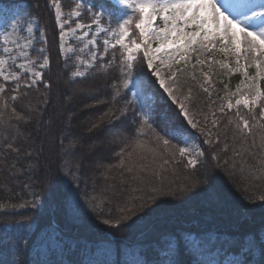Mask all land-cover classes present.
<instances>
[{"label":"trees","instance_id":"trees-1","mask_svg":"<svg viewBox=\"0 0 264 264\" xmlns=\"http://www.w3.org/2000/svg\"><path fill=\"white\" fill-rule=\"evenodd\" d=\"M100 1L106 4L102 0L98 4ZM5 2L19 3L38 17L50 66L43 73V82L34 86L24 87L21 83L19 91L12 92L14 84L7 83L0 100V264H212L193 251L188 239L192 234L208 246L216 242L210 241L212 235L214 240L223 238L222 247L238 235L235 240H248L244 261L249 249L259 250L253 261L257 264L259 238L240 234L247 231L257 235L264 228V171H255L260 168L258 145L264 128H256L254 137H245L247 145L254 138L257 143V148L248 151L242 147L234 123H229L230 119L236 120V108L216 113L213 120L216 125L212 121L209 131H195L185 123L176 104L167 98L146 65L142 69L137 65V69L150 82L145 89L157 113L151 129L147 125L141 128L139 119L132 126L125 121L126 114H121L126 109L127 96L116 95L113 78L102 68L91 69L82 78L69 76L73 65L59 53L58 30L48 0ZM44 82L50 86L45 88ZM66 84L95 89L102 85L109 94H99L100 104L92 107L86 106V97L80 99L77 105L69 106V110L78 111L77 116L68 117L64 116L66 105L60 96ZM261 86L264 90V81ZM12 95H17V100L12 101ZM35 97L39 99L35 106L39 113L37 130L35 123L28 120L30 100ZM238 107L241 115L249 118L247 109L243 105ZM13 108L22 119H15ZM255 113L259 119V108ZM87 115H93L89 127L80 122V117ZM102 116H106L103 123L99 120ZM166 121L196 135L205 156L195 169L185 167L186 162L178 154L173 157L179 143L163 130ZM121 123H128L123 131L127 137L119 147L110 145L103 150L106 170L86 172L93 155L84 156L85 142L101 136L108 128H119ZM157 135L171 141L167 151ZM6 140L20 149L19 154L7 147ZM137 144L156 149L155 158L151 153L141 152ZM27 152H31L30 157ZM129 153L134 155L129 157ZM121 159L126 164L149 165L140 173L143 183L133 181V173L119 167ZM163 159L169 163L162 165ZM65 160L69 161L71 175L60 171L62 167L67 170ZM13 163L15 168L9 166ZM156 183L164 186L165 194L171 187H177L160 205L153 198L148 199L146 192L149 184ZM240 218H244V230L238 226ZM105 220L109 223H104ZM117 221L119 224L114 227ZM49 238L54 243L45 246ZM228 250L237 248L228 247L224 252Z\"/></svg>","mask_w":264,"mask_h":264},{"label":"snow or ice","instance_id":"snow-or-ice-1","mask_svg":"<svg viewBox=\"0 0 264 264\" xmlns=\"http://www.w3.org/2000/svg\"><path fill=\"white\" fill-rule=\"evenodd\" d=\"M49 4L53 6L55 13V21L57 28L60 29L59 39L64 40L65 26L70 23L68 19H63L62 4L60 0H48ZM116 3L122 6L123 9L131 10L132 14L124 13V15L115 20V27H104V20L102 13H92L91 23L82 24L77 22L75 28L80 29L84 27H96L97 31L93 35L107 34L112 39H104V54H107L111 48L113 50H120L119 56V71L121 73V83L119 87L115 84L116 95H120L121 88L128 89L133 82V72L140 65L142 69L146 64L147 69L151 75L155 77V82L159 87L168 94L173 103H178L176 98L172 95L173 88L161 73L155 69L154 62L159 60L161 64H167L169 67L173 63L179 65L182 61H189L192 54H197L196 63L203 65L205 61L199 58L200 53H208L213 50L225 54L226 56L235 57L236 67L229 68L225 62L217 61L222 68H228L229 72L243 73L244 79L241 81L242 88H237L236 92H229V97H238L235 103L229 101L225 106H222L220 111L227 107L228 110L237 109L235 116L236 120H229V123H234L235 130L240 134L242 140V147L245 151L251 148H257L255 138L251 145H247L246 136H255L256 128H264V90L261 89L260 82L264 81V0H116ZM82 4L76 3L74 9L70 12L73 18L81 17L79 9ZM89 11H91L89 9ZM157 21H161L163 26H159ZM0 100L3 99V94L6 92V84L14 82L15 87L11 89L12 92H18L21 88V72L27 74V79L24 80V87H31L37 82H43V69L50 66V58L48 55H43V62L38 63L37 60L31 58L29 49L33 45L32 25L29 24L27 31L28 36L22 35L20 21L12 19L10 22L4 20L0 23ZM43 39V34H41ZM114 41V42H113ZM218 42V43H217ZM46 43V41H45ZM155 43V47L153 44ZM97 41L95 38L88 41L84 48L89 46L95 48ZM219 44V47H218ZM61 55L64 54V44L59 45ZM41 54L44 53V48L38 50ZM69 52L73 51L71 48ZM83 52V48L80 49ZM142 53V57L138 56ZM162 54V55H161ZM90 59H82L77 57L80 64L85 68V71H76L73 76H84L87 69L95 66L98 53L92 51L89 53ZM162 56L164 58H162ZM104 55H100L103 59ZM117 59L115 52L113 59L108 61L111 65ZM20 62H17V61ZM242 61H244L242 63ZM11 62V63H10ZM209 62L211 59L209 58ZM38 68L40 70H37ZM187 64H185V67ZM255 67L256 73L254 76L248 74L247 69ZM18 69L19 71L13 70ZM181 69H177L180 71ZM142 71L136 78L135 87H137V95L139 91L149 86V81L142 78ZM175 73L168 77L169 81L174 80ZM50 85L44 82V87L48 88ZM228 85L225 84L227 89ZM204 91H208L207 88ZM26 95V93H25ZM17 95H12V101L17 100ZM258 102H260L258 104ZM240 105L247 109L249 118L241 115L239 111ZM7 105H5L6 107ZM259 108V119L255 113V109ZM121 114H126V109L121 110ZM179 114L182 115L191 127L196 128V123L189 117V113L184 103H179ZM2 115V113H0ZM12 115L15 119L20 120L22 117L16 113L13 108ZM140 120L141 128L145 125L152 128L150 117L147 113H141ZM253 121L254 123H250ZM216 121H213V126ZM95 127V126H94ZM143 135V132L140 133ZM162 138L157 135V140ZM205 143L211 141L205 140ZM7 143V140H6ZM63 143V142H62ZM164 151H167L171 145L169 139H162ZM7 147L19 154L20 149L13 146L12 143H7ZM141 152L151 153L155 158L156 149L149 148L144 144H137L136 146ZM227 147V146H226ZM72 150L75 149V144H71ZM261 154L260 168L255 169L257 173L264 171V136H260L258 145ZM178 153L181 158L186 160L185 167L195 169L201 162L200 158L205 156V152L200 150L196 145H187L176 148L172 155L173 157ZM31 156V152L26 153ZM129 157L134 153H129ZM240 155V153H237ZM144 157H141L143 159ZM213 159L216 157L213 156ZM154 162V161H153ZM168 159H163L161 164L167 165ZM67 167H62L61 172L66 175H71V166L69 161H63ZM12 168L16 164L9 165ZM119 167L124 168L127 172L133 173L131 179L143 183V177L140 173L144 172L149 165L146 164H126L124 159H121ZM154 175L159 176L158 172H153ZM27 187V185H26ZM152 192L159 191L154 184H149ZM143 191V190H142ZM141 199L144 198L142 194ZM151 199L152 197L149 196ZM23 206H28L27 204ZM125 211V209H121ZM127 218V217H125ZM104 223H109L105 220ZM117 224L113 226H118ZM260 261L257 264H264V239L260 241ZM251 251L249 249V256L243 262L238 264H252Z\"/></svg>","mask_w":264,"mask_h":264},{"label":"rangeland","instance_id":"rangeland-1","mask_svg":"<svg viewBox=\"0 0 264 264\" xmlns=\"http://www.w3.org/2000/svg\"><path fill=\"white\" fill-rule=\"evenodd\" d=\"M5 1L6 0H0V23H3L4 20H8L10 22L12 19H18L20 21V27L22 30V35L24 37L28 36L27 31L24 30H26L29 24L31 23L33 28L32 31L33 45L28 51L30 53L31 58L37 60L38 63H42L43 55H46V51H44V53L41 54L38 50L40 48H44L45 50V46H44L45 38L44 35H43V39L41 38V34H43V32L39 25L38 17L24 10L19 3L8 4ZM102 1H105L106 4L102 3L101 1L98 4V0H60V3L62 4V13H63L62 20L68 19L70 23L65 26L64 29L65 37L63 41L59 39L60 29L57 28L58 50L60 53L59 45L63 43L64 54L61 55L60 53V55L62 59H69L71 65H73L71 73L69 74V76H71L72 78H82L85 76V75L79 77L73 76V73L78 70L82 72L85 71L84 66L79 63L77 57L87 60L90 59L89 53L92 51H96L98 53V56H97V61L95 62V66L90 69H87V73L91 69L102 68L107 76L113 78L112 86L115 84L117 87H119L118 84L120 85L121 83V73L119 71L120 50L118 47L115 50L110 48L107 54H104L103 41L106 38L111 40L112 37L103 33L94 36L93 34L96 33L97 31L95 26L91 28L88 27H84L80 29L75 28V24L77 22L85 25L90 24L92 13H102L104 20L103 26L104 27L111 26L113 28L115 27V20L122 17L124 13L132 14L131 10L123 9L122 6L116 3V0H102ZM76 3L82 4V7L79 9L82 15L81 17L73 18L70 16V12L74 9ZM49 5L51 7L54 22L56 24L53 6L51 4ZM89 9L91 11H89ZM157 24L161 27L163 26L161 21H157ZM2 30L3 29H0V31ZM93 38H95L97 41L96 47L93 48L89 46L88 48H84V45L88 44V41ZM155 46L156 45L154 43L153 47ZM70 48L73 51L69 52L68 50ZM82 48H83V52L80 51V49ZM114 52L117 59L111 65H109L108 61L113 59ZM100 55H104V58L100 59ZM140 57H142V53L138 56V59ZM162 58L164 57L162 56ZM199 58L205 61L203 65H199L196 63L197 54L194 53L191 55V59L189 61H182L179 65L173 63L171 67H169L167 64H161L159 60H156L154 62V66L155 69L158 70L161 73V75L165 78L166 82H168L170 86L173 88L172 95L178 101V103H174V104H176L177 108L179 109V103H184L185 107L188 110L189 117L193 120L194 123H196L197 127L196 128L191 127V125H189L187 123V120H185V118L183 117L185 123L190 128L195 129V131L203 130L207 132L210 129V124L214 120V115L220 111L221 107L225 106L229 101L235 103V100L238 98L236 96L229 97L228 93L236 92L238 87L241 88V92L244 91L241 85V81L244 79V76L243 73L235 72V71L229 72L228 68H222L221 64L217 63V61L225 62L229 65V68L234 69L236 67L235 57L226 56L225 54L219 52L218 50H213L212 52H208V53H200ZM209 58L211 59V62H209ZM17 62L20 61L18 60ZM243 62L244 61H242V63ZM185 64H187L186 67ZM177 69H181V70L177 71ZM13 70L19 71L18 69H13ZM37 70H40L38 68V64H37ZM45 70H47V68L42 70L43 73ZM139 71L140 70L137 68L134 70L133 82L132 84L129 85V88L128 89L121 88L120 90V93H122V95L123 94L126 95L128 98L126 104V117L125 116L123 117H125V121H127L132 126H135L137 124L136 121L137 119L139 120L142 119L141 113H147L150 117L149 122L152 124V119L153 117H155L157 113V110L154 108L153 102L152 100H150V96L148 92H146L145 88L140 90L138 95L136 94L138 89L137 87H135V83H136V78L140 73ZM247 71L250 76H254L256 73L255 67H250L247 69ZM173 73H175V78L174 80L169 81L168 77L171 76ZM21 76H22L21 83H24V79L25 80L27 79V74L21 72ZM103 78H105V76ZM261 82H260V86H261ZM8 83H13L14 87L16 86L14 82H8ZM225 84L228 85L227 89L225 88ZM205 88H207L208 91H204ZM106 93H108V91L105 88H103L102 85L98 86V88L95 89V87L88 88L86 86H74L72 84H66L65 91L63 93L61 92L60 94V96L63 98L64 105H66V109L63 110L64 116H68V117L77 116L78 111L69 110V106L73 107L77 105L76 102L80 101V99L86 97L87 98L86 106L92 107L99 105L100 102L98 97L100 98L101 95L103 96ZM99 94L100 96H98ZM164 94L172 102V99L168 96V94L165 92ZM38 103H39L38 97L32 98L30 100V105L28 107L29 110L28 113L29 115L31 114L29 116L30 119L28 120L33 121L35 123L34 125L35 130H37L38 128L36 121L39 117V113L37 110L35 111V106L36 104L38 105ZM259 103L260 102H258V104ZM225 108L227 107H224V109ZM158 112H160V109H158ZM103 113L104 112H102V114ZM92 117L93 115L82 116L80 117V122H82L84 126L89 127L92 125L91 122ZM99 120H101L103 123L106 120V116H102ZM171 121H166L167 124L165 122L162 128L164 131L166 130V134L168 136H172V139H175L176 142L179 143V145H176V148L185 146V142L189 146L196 145L199 147L196 135L192 131H188L186 128L179 126L178 124H174ZM128 123L126 124L128 125ZM126 124L124 125L123 123H121L119 125L120 126L119 128L117 127L110 129L108 128L104 130L101 136L96 138H91V140L85 142L83 146L84 156L90 154L93 155L92 164L87 168L86 172L92 174V173L101 172L103 168L106 170V165H104L102 162L103 150L110 145L119 147L125 142L127 135L123 133V131ZM97 148H100V150L97 153L93 154L92 152ZM178 157L180 156L178 155ZM30 159L31 161H33V159L35 158L32 156V158ZM181 159L186 162L184 158ZM111 175L112 172H109V176ZM155 186L159 189V191L152 192L150 188H146V192L149 194V196H152V198L155 201H158V205H160L159 203L162 204V202L165 201V198L167 196L172 195V193L176 192L177 190L176 189L177 187L173 186L170 189H168L167 191L169 192L165 194L166 190L164 189V186H160L158 183H156ZM162 187L163 189H161ZM178 194L181 195V193ZM127 196L129 197L130 195L127 194ZM248 223L249 222H246V224ZM238 226L241 227L242 230H244V218H240V223ZM245 232H246L245 234L244 233L240 234V237H242V235L251 236V237L254 236V238L257 236L259 238L258 241L264 239V228L257 235L256 233L250 235L248 234L247 231ZM193 236L194 235L192 234L191 236L188 237L189 243L191 244V248L193 249V251L199 256H204L205 259L208 258L212 264H238V262H243L245 257L247 256V254L246 256L244 255V251L248 248V240H244V238L240 240H235L237 239V237H239L238 235L232 236L231 240L229 241V244L223 247L220 245V242L221 240H223V238L214 240L213 238L214 236L212 235L210 241L211 242L216 241V242L214 245L208 246L204 243L201 244ZM215 236L217 235L215 234ZM43 242L44 241H42V243ZM50 242L54 243L52 238H49L47 241H45L44 245L45 246L49 245ZM228 247L237 248V250H228L224 252V250ZM258 251H256V248H254L251 251L252 254L251 257L252 259H254L252 260V264H254L253 261H255L258 256ZM223 253L226 254L222 255Z\"/></svg>","mask_w":264,"mask_h":264},{"label":"bare ground","instance_id":"bare-ground-1","mask_svg":"<svg viewBox=\"0 0 264 264\" xmlns=\"http://www.w3.org/2000/svg\"><path fill=\"white\" fill-rule=\"evenodd\" d=\"M223 255H225V254H223ZM206 259H207V261H208V263H209V262H210L209 259H208V258H206ZM210 263H211V262H210Z\"/></svg>","mask_w":264,"mask_h":264}]
</instances>
